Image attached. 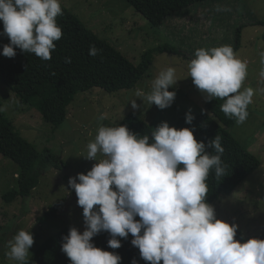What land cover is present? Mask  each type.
Wrapping results in <instances>:
<instances>
[{
    "label": "clouds",
    "instance_id": "obj_1",
    "mask_svg": "<svg viewBox=\"0 0 264 264\" xmlns=\"http://www.w3.org/2000/svg\"><path fill=\"white\" fill-rule=\"evenodd\" d=\"M61 15L60 0H0V35L10 41L3 46V56L13 58L19 48L51 60L55 42L63 35L57 23ZM98 52L94 45L89 49L91 56ZM260 55L264 64V52ZM195 57L188 64L194 85L209 101L223 99L221 111L243 124L254 95L252 88L241 90L247 63L228 45L197 49ZM260 75L264 77V71ZM177 81L176 69L168 67L151 82L150 92L137 90L136 96L144 104L167 109L176 98L169 88ZM130 103L134 110L140 107L136 99ZM193 120L191 112L186 114V123ZM152 138L149 143L147 135L140 137L126 125L101 126L94 142L88 144L86 159L97 161L98 154L106 158L87 174L69 179L86 226L83 233L73 227L63 237L62 251L71 264H121L118 254L92 242L102 231L110 234L108 246L112 249L122 246L118 237L126 239L131 234L132 245L149 264H264V240H237L238 225L217 219L207 203L210 172L214 170L217 179L226 175L221 138L217 135L206 145L197 141L193 130H178L167 122L152 132ZM33 245V234L20 230L8 242L5 255L27 264Z\"/></svg>",
    "mask_w": 264,
    "mask_h": 264
},
{
    "label": "rangeland",
    "instance_id": "obj_2",
    "mask_svg": "<svg viewBox=\"0 0 264 264\" xmlns=\"http://www.w3.org/2000/svg\"><path fill=\"white\" fill-rule=\"evenodd\" d=\"M60 4L135 65L141 62L144 53L159 46L172 45L178 54L155 56L148 74L131 90L108 93L94 88L77 94L65 122L57 129L36 108L22 104L0 82V113L14 124L26 148L49 150L66 166L62 171L43 168L40 184L31 197L8 202L4 195L18 189L21 169L12 160L0 156V264L18 263L5 253L9 251L8 242L20 230L33 234L34 245L29 254L65 228L75 227L83 233L86 228L83 208L78 205L75 190L69 187V179L87 174L95 163L106 158L98 154L97 161L86 159L87 146L94 142L99 127H118L126 117L133 116L135 120L141 118L152 123L155 128L167 122L178 129L182 116L191 112L201 117L193 130L194 137L199 139L212 119L205 108L209 100L194 85L188 64L196 58L197 49L224 45L231 46L236 57L247 63V77L241 90L254 91L247 109L248 118L228 131L259 159L260 166L233 193L222 195L210 205L217 219L238 225V231L245 237L261 234L264 231V77L260 73L264 64L260 53L264 52V0L206 2L169 17L157 28L125 0H60ZM168 67L176 69L178 80L169 88L176 92L172 106L161 110L156 105L144 104L136 96L137 90L150 92L151 82ZM134 99L140 105L135 110L130 103ZM50 208H55V217L49 215Z\"/></svg>",
    "mask_w": 264,
    "mask_h": 264
},
{
    "label": "trees",
    "instance_id": "obj_3",
    "mask_svg": "<svg viewBox=\"0 0 264 264\" xmlns=\"http://www.w3.org/2000/svg\"><path fill=\"white\" fill-rule=\"evenodd\" d=\"M125 1L153 28H157L177 13L218 0ZM61 8L63 15L57 17V23L62 28L63 35L55 42L56 48L51 53V60H42L35 54L23 52L19 48L15 49L17 53L15 57H5L2 54L3 46L10 41L6 36L0 35V82L17 95L22 104L36 108L44 120L55 129L65 122L68 108L77 94L94 88L103 89L108 93L131 90L148 74L155 56L163 53L178 54L177 48L172 45L159 46L144 53L141 62L135 65L110 44L101 40L77 15L63 5ZM2 32L3 22L0 21V33ZM93 45L99 50L96 56L89 55V49ZM66 58H70L71 62L67 63ZM223 103V99H213L206 103V111L212 120L206 132L197 139L198 142L203 141L207 145L218 135L225 149L221 159L226 166V175L217 179L213 170L206 180L209 187L207 196L209 204L216 202L222 195L233 193L260 166L259 159L229 133L228 129L235 125L236 118L229 117L221 111L220 106ZM192 114L195 116V113ZM195 117L192 124H188L186 115L182 116L176 127L178 130L184 127L194 130L201 119ZM222 117L225 118L222 120ZM124 125L140 137L147 135L149 143L153 142L152 132L156 128L152 123L141 118L135 120L133 116H129L118 126ZM29 149L31 152L27 154ZM207 151L216 154L212 148H207ZM0 156L12 160L21 169L18 175V189L4 195L8 202L31 197L40 184L43 168L61 171L66 168L63 161L49 150L39 151L33 146L26 148L25 140L14 124L1 113ZM49 215L56 216L55 208H50ZM71 228L73 227L61 230L36 247L28 255L27 264H71L70 259L62 251L63 237L69 234ZM235 238L241 242L252 238L264 240V231L252 237H245L242 232L237 231ZM109 239L110 234L102 231L92 242L104 251L118 254L122 258L121 264H133L134 261L135 264H149L141 258L139 249L132 245L134 237L131 234L126 239L118 237L122 245L118 249L108 246Z\"/></svg>",
    "mask_w": 264,
    "mask_h": 264
}]
</instances>
